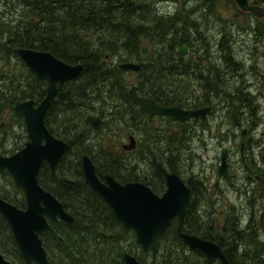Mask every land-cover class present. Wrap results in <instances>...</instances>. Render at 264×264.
<instances>
[{"label":"trees","instance_id":"1","mask_svg":"<svg viewBox=\"0 0 264 264\" xmlns=\"http://www.w3.org/2000/svg\"><path fill=\"white\" fill-rule=\"evenodd\" d=\"M142 7H145V11L140 10ZM11 8L14 10L23 8L25 13L15 19L10 17L5 19L6 14L12 11ZM196 12L192 15L188 13L180 20L181 25L176 27L174 17L157 15L152 7L135 0H5L4 7L0 10V114L6 109H13L17 101L33 99L37 103L45 95L44 83L38 82L27 72L22 61L14 54L15 48L27 47L49 51L64 62L81 63L83 70L78 80L68 83L69 88L65 90L64 97H56V101L52 104L66 102L63 104L62 113L54 118L47 112L45 117V124L53 135L72 143V139L79 137L82 130L77 124L68 120V115L79 110L72 116L81 123L84 114L88 113L80 109V99L89 91L92 93L98 84L104 82V79L110 80V89H115V67L101 64L105 55L115 57L119 59V62L134 61L140 56L141 38L144 37L155 45L157 55L181 56V47L185 44L194 48L191 56H196L199 50H203L199 48V44L203 43L199 40L200 36H197L199 33L193 35L197 30L193 21V17L198 18ZM123 17H126L125 21H122ZM189 17L192 18L189 19ZM132 20L135 21L134 25L131 23ZM139 23L150 26L151 30L139 27ZM222 43L223 40L220 45ZM190 64L183 63L185 78L190 76L185 68ZM234 67L236 64L230 65V69ZM143 73L144 68L139 71V78H143ZM232 73L233 71L230 70L224 75V72L214 73L213 69H210L202 80L204 92L197 100L193 99V103L206 104L223 98L226 100H224L225 103H229L227 98L236 99V96L232 95L234 91L230 89ZM206 84L208 87H205ZM228 84L229 87H227ZM188 100L182 96V101H172V103L187 107L189 106L187 104H190ZM136 133L137 148L141 155L145 154L150 146L146 142V133L143 129ZM151 153L156 155L153 151ZM60 162L56 167L55 175L50 173L45 164L41 165L38 174L41 186L51 192L74 217L72 223L62 220L52 223V231L42 234L43 246L50 264H124L122 256L127 251L124 250L120 238L113 234L110 240H102L99 233V231L106 234L112 233L116 227L122 226L116 220L114 221L111 213H106V210L104 213L108 215L109 221L98 223L97 219L104 215H97L95 210L90 213V209L76 204L82 196L79 186H83L76 175L78 169H67L64 172ZM160 162L165 164L168 170L177 172L176 164L170 156H165V161ZM155 170H157L156 167ZM68 174L75 177L74 183L69 184L62 180ZM3 175L11 179L6 172ZM157 176L162 178L161 173H157ZM186 184L191 189V197L182 231L216 242L229 264L264 262V258H260L264 255V248L253 238L250 250L246 252L247 254H239L240 260L236 263L228 248L231 242L226 234L231 232V239L237 242L250 234L246 233L245 229H237L239 217L227 216L222 225L219 221L203 218L201 207L203 204L196 193V187L190 181ZM76 186L78 191L74 196L73 188ZM15 189L20 194L18 198L16 197L17 199H10L6 195L1 196L17 207L24 208L23 192L18 187ZM219 214L221 217L224 216ZM177 222V218H173L166 231L152 242L147 251H143L145 254L149 253L150 264H202L203 255L195 249L188 248L178 238ZM122 231L133 233L123 227ZM7 244L14 249L13 259L21 263L22 259L18 254L9 226L0 216V252H7L5 248ZM212 264L221 263L213 260Z\"/></svg>","mask_w":264,"mask_h":264},{"label":"rangeland","instance_id":"2","mask_svg":"<svg viewBox=\"0 0 264 264\" xmlns=\"http://www.w3.org/2000/svg\"><path fill=\"white\" fill-rule=\"evenodd\" d=\"M4 1L0 0V10L4 7ZM135 1L152 7L157 15L174 17L176 27L181 25L180 20L188 13L192 15L197 11L195 14L198 18L193 17L197 30L193 35L199 33L197 36H200L199 40L203 42L199 44L203 46L199 47L203 50L197 54L200 56L202 53L203 60L200 61V66L212 68L214 73L224 72V75H226L225 69H230V65L236 64L237 71L239 67L244 69L242 76L237 75V71H233L231 79L228 75L230 89L234 91L232 95H235L236 99L227 98L229 103H225V98L213 101L211 112L203 120L191 121V123L189 121L187 125L191 130L188 129L173 146L167 147V152L164 154L172 158L176 164V171L184 182L190 181L196 187V193L203 204L201 205L203 218L219 221L222 225L227 216L239 217L237 229H245L250 235L237 242L231 239V232L226 234L231 242L228 248L234 256V261L239 263V254H247L246 252L252 247L253 238L264 248V21L257 23L250 15L241 14L231 0ZM11 9L5 19L7 17L15 19L25 13L23 8ZM140 10L145 11V7ZM131 23L134 25L135 21L132 20ZM221 40H223L222 45H220ZM149 41L151 40L142 37L140 47L149 46ZM195 58L193 56L192 60ZM115 60V57H110L106 65L115 66ZM142 60L144 56L140 53L138 60L133 62ZM136 77L131 71L124 73L127 86H130ZM202 80H204L203 75L191 74L186 78L181 77L179 86L182 93L184 92L183 97L189 99V103H193V99L200 98L204 92ZM104 82L109 84L110 80L104 79ZM174 85L175 83L173 87ZM130 116L131 113L128 111L126 118ZM115 121L110 128L109 124H105L99 129H87L88 139L95 138V142L110 152L118 151L120 143L127 141L126 134L131 131V126L128 127L130 123L125 124L122 120L117 121L116 124ZM133 121L136 122L137 117ZM173 127L176 128V125ZM116 128L119 133H115ZM242 128L247 130L243 136L240 134ZM26 141L23 120L14 115L13 109H6L0 114V154L10 155L22 148ZM242 141L244 145L241 151ZM222 147L227 148L229 175L221 179L217 188H214L215 171ZM152 151L156 154L153 156L159 155L158 149L153 145ZM140 157L138 149L123 156L126 162L138 167L135 174L142 175V171L146 168L148 170L151 168L153 173L154 163L160 160L149 162L138 159ZM161 161L164 162L165 159ZM5 172H0V195L17 199L20 194L15 189L12 178L3 175ZM163 191L164 187L162 191L154 192L161 195ZM219 213L224 216L221 217ZM112 233L120 238L125 251L134 255L140 262L142 261L141 263L150 264L149 253L145 254L135 243L133 233H125L120 226ZM5 248L7 252L3 251V254L8 260L13 264L22 263L13 259L14 249L10 245H5ZM260 258H264V255Z\"/></svg>","mask_w":264,"mask_h":264},{"label":"water","instance_id":"3","mask_svg":"<svg viewBox=\"0 0 264 264\" xmlns=\"http://www.w3.org/2000/svg\"><path fill=\"white\" fill-rule=\"evenodd\" d=\"M240 13L251 14L257 20L264 19V0H231ZM126 17L122 18L125 21ZM139 27L151 30L150 26L139 23ZM186 46L183 45V50ZM27 72L36 80H45L46 93L43 99L35 104L33 99L17 101L13 106L16 117H22L27 141L22 148L10 155L0 154V172L4 170L10 175L14 185L20 188L25 198V207L20 208L0 196V216L9 226L18 254L24 264H50L46 249L43 246L42 234L52 230L50 222L62 220L72 223L73 217L64 209L63 204L38 181V174L43 162L52 173L59 159L67 150V143L53 135L45 124V113L52 100L65 81L81 74V63L69 64L54 57L50 52L32 48L18 47L13 50ZM147 49L142 47V55ZM108 57V55H106ZM142 63L125 62L120 67L124 70L137 71ZM241 71H239V74ZM129 93L140 112L153 115H168L174 120L185 121L192 117L204 116L211 111V106L198 109H185L177 106L160 107L151 99L135 93V87ZM85 123L98 124V118L87 116ZM246 129H241L243 136ZM177 140V133L168 137L171 144ZM135 138L129 137L124 149L135 148ZM243 142L240 143L242 151ZM227 148L222 147L219 153V163L216 166L214 188L219 179L228 177L226 160ZM82 168L84 182L91 186L109 205L115 220L125 230L132 231L135 243L142 251H147L152 242L161 236L170 226L173 218H177L176 232L180 241L190 249H195L203 255L202 264H212L218 260L221 264H229L219 245L208 239L182 231L186 209L190 202L191 189L173 171L167 170L161 164L159 171L165 178V191L158 195L149 186L138 182L120 184L107 176V183H101L94 173V166L87 156L83 157ZM65 181L70 182L65 179ZM103 237H110L101 233ZM124 264H142L131 253H123ZM0 264H13L0 252Z\"/></svg>","mask_w":264,"mask_h":264},{"label":"flooded vegetation","instance_id":"4","mask_svg":"<svg viewBox=\"0 0 264 264\" xmlns=\"http://www.w3.org/2000/svg\"><path fill=\"white\" fill-rule=\"evenodd\" d=\"M256 3H257L256 0H253L251 2V4H256ZM244 15H250L252 17L251 14H244ZM252 18L259 23L264 21V19L257 20L254 17ZM149 42H150L149 46H145L147 49V52L145 55H143L144 60L136 62V63H140V62L142 63V66L139 70L137 71L124 70L120 67V64L125 63V62H131L132 60H124V61L119 62V59H116L115 66H114L115 67V89L109 88L110 83L106 84L105 82H102L95 87V90L92 93L91 91H89L87 94H85L82 97V99H80V109L88 111V113L84 114L81 123L78 122V119L72 116L73 114H76L79 110L74 111L73 113L68 115V120L71 123L77 124V126L80 127L82 131L80 132L79 137L77 136L72 139V143L67 142L62 139L63 141L67 143L68 147H67L66 152L62 155V157L57 162L56 167L59 164V162L62 160V158L65 156L64 159L60 162V166L62 170L65 172L67 171V169H72V168L78 169L76 172V175L78 176V179L82 181L83 186H79L82 191L81 193L82 196H81V200L78 201L76 204H80L83 207L90 209V213L92 210H95L97 215L99 214L104 215L97 219L98 223H106L109 221L108 215L106 213H109V214L111 213V216L114 219V221H115V218L109 208V205L101 198V196L91 186H89L88 184L84 182V175H83V168H82V160L84 156H87L89 160L91 161V163L93 164L94 173L97 179L99 180V182L101 183L106 184L107 176H110L116 182L120 184L138 181V182H141L149 186L153 192L158 191V190L162 191V187H164V191H165V188H166L165 178L163 174L159 171L158 165L161 164L163 167H165V164H162L160 161L162 159H165L164 154H166L167 152V147L173 146L175 143H177L179 138L185 134V132L188 129L191 130L190 126L187 125L189 121L191 123V121L203 120L211 112L210 111L208 114L204 116L189 118L185 121L174 120L168 115H157L156 114L150 117L147 112L139 111V107L135 105L133 102V99L129 93V89L131 87H135V93L137 95L145 97L147 99H151L155 104H157L160 107L177 106V107H181L185 109H198V108H202L205 106H211V110L213 107V105H211L210 102L206 104L190 103V104H187L189 105L187 107L178 105L176 103H172V101H175V102L182 101L183 94L179 86V82L181 80V77H184L183 76V68H184L183 63L184 62H187L188 64L191 63L190 66L188 67L186 66L187 67L186 71L190 75L192 74L193 76L203 75V78H204L205 76H207L206 74H208L210 69H212V68H207L206 66L205 67L200 66L201 65L200 61L202 62L203 60L201 56L197 55L195 56L196 57L195 60H192V57L190 54H193L192 50L194 48L183 44L186 46V49L183 50V45H182L181 47L182 55L181 56L167 57V56L157 55L158 51L157 49H155V45L151 43V41ZM200 46L203 47L202 45ZM142 47L143 46H141L140 48L141 55H142ZM24 48H27V47H24ZM161 52H162V49H161ZM106 55L101 63L105 66H106L107 59L110 58L109 56L106 57ZM53 56L56 57L55 55ZM56 58L60 59L58 57ZM142 68H144L143 78H139L140 77L139 71ZM238 69L239 70L237 71V67L234 69L228 68V69H225V73L228 74L230 70L237 71V75L242 76L244 74V69L240 67ZM127 71H131L135 74V76H137L136 79L132 81L130 86H127L128 82H125L124 80V73H126ZM239 71H241L240 74H239ZM79 76L80 75H78L75 78L65 81L61 89L58 91V93L52 100L50 106L48 107L45 113V117H46L47 112L48 114L51 113V115L54 118L62 113L63 107H64L63 104L66 102H56V104L54 105L52 104L56 101L55 100L56 97H64L65 90L69 88L68 83H70L71 81L78 80L77 78H79ZM197 79H200V77H197ZM38 82L44 83L45 93H46L45 80H39ZM174 83L175 85L173 87ZM206 86L208 87L207 84L205 85V87ZM103 93H106V95H103ZM39 102L35 104H38ZM128 111H130L131 116L129 118H126V114ZM87 116L98 118V124L92 125L90 123H85V118ZM45 117H44V120H45ZM136 117H137V121L134 122L133 120ZM121 120L125 124L130 123L127 126L128 127L131 126V131L126 134L127 141L120 143V147L118 148V151L112 150L110 152L109 150H106L105 148H103L98 142H95L94 141L95 138L88 139L89 130L99 129L105 124L106 125L109 124L108 127L110 128L112 126L113 121H115V124H116L117 121H121ZM174 125H176V128L173 127ZM118 128L115 129L116 131L115 133H119ZM141 129L145 131L146 140H147L146 142L150 146H149V150L145 154L141 155L139 152V155L141 157L138 159H144L149 162L151 161L155 162L157 160H160V161H157L156 163H154L158 171L155 170L154 168L153 173H152L151 168L150 170L146 168V170L142 171V175H139V174H135V171L137 170L138 167L135 164L126 162V159H124L123 156H125V154L128 152H132L138 149L137 148L138 147V135L136 132H138V130H141ZM173 132L177 133V140L170 144L168 142V137ZM130 136H133L135 138V143H136L135 148L131 150L124 149L123 145L128 142ZM242 142L244 145V141ZM152 145L155 146L156 149H158L159 151L158 156H153V154L151 153ZM69 150H71V152ZM67 151L69 152L67 153ZM226 157H227V153H226ZM43 164H45L48 167V165L45 162H43ZM56 167H55V170H56ZM48 169L50 170L49 167ZM156 172L161 173L162 178L158 177ZM50 173L52 175H55V172L52 173L50 171ZM65 179L69 180L70 182L65 181ZM74 179L75 177L71 176V174H68L67 176H64L62 178L64 182L69 183V184L74 183ZM220 180L221 179H219V182ZM77 188H78L77 186L73 188L74 196L77 195V193H75L78 191ZM65 210L73 217V214L69 212V210L67 209ZM104 210H106V213H104ZM99 233H100V238L102 240H110L113 237V233L106 234L103 231H99ZM101 233H105V235H111V236L103 237ZM134 238H135V235H134Z\"/></svg>","mask_w":264,"mask_h":264},{"label":"bare ground","instance_id":"5","mask_svg":"<svg viewBox=\"0 0 264 264\" xmlns=\"http://www.w3.org/2000/svg\"><path fill=\"white\" fill-rule=\"evenodd\" d=\"M4 171H5V170H4ZM4 171H3V172H4Z\"/></svg>","mask_w":264,"mask_h":264}]
</instances>
